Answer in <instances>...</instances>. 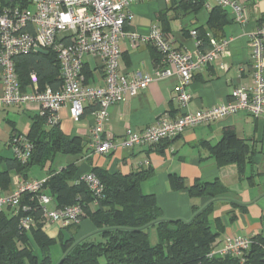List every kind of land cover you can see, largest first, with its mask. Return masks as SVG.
Listing matches in <instances>:
<instances>
[{
	"label": "crops",
	"instance_id": "0c3cea01",
	"mask_svg": "<svg viewBox=\"0 0 264 264\" xmlns=\"http://www.w3.org/2000/svg\"><path fill=\"white\" fill-rule=\"evenodd\" d=\"M183 1L143 0L131 5L132 19L125 26L127 37L120 42V71L127 75L137 72L151 74L156 68H161L170 69L172 74L157 78L135 97L112 105L103 138L122 142L128 136V131L141 132L163 116L178 117L185 111L180 107L176 96L179 76L175 66L162 65L161 60L156 63L161 53L151 41H141L133 47L129 33L136 32L140 37H149L157 27L171 35L176 49L191 53L199 51L196 39L191 35L193 29L198 31L201 41L202 31L206 33L208 42L209 38L229 40L227 52L205 65L190 82L192 99L186 108L188 111L195 112L226 103L231 100L233 89L252 83L250 67L255 48L253 33L264 22V0H250L246 3L248 17L244 23L237 22L232 11L226 8V23L222 29H215L210 25L211 11L216 6L213 0H203L196 12L184 9ZM83 72L87 86L99 87L105 84V71L99 58L86 55L83 59ZM92 107L93 104H87L79 120L72 119L69 104L58 111L57 124L61 130L71 138L83 139L82 153L64 154L72 157L58 169L53 168V162L58 154L63 153H58L45 166L33 164L28 170L18 172L10 168L8 161L15 158L12 140L19 135L27 136L35 120L42 117V110L37 103L24 107L14 106L18 112H26L29 118L22 126L17 121L6 118L9 125L3 129L5 136L0 139V175L8 173L9 179L0 181V194L9 193L21 179L47 180L52 172L61 171L70 164L78 166L75 181L92 173L95 168L123 173L152 168L154 175L143 181L141 188L143 192L156 196L165 218L189 221L195 216L197 209L212 205L211 224L214 228L222 226L220 246L225 237L230 236L250 238L260 235L264 238V117H254L240 111L210 124L188 128L177 137L152 147L119 146L110 154L103 155L89 146L95 123ZM43 128L46 131L52 129L46 124ZM228 130H235L237 136L246 140L252 149L251 161L245 164L242 172L235 163L220 164L212 154V147L223 140ZM33 166L39 169L32 171ZM172 175L182 177L186 187L197 181H218L227 190L215 196H191L185 188H174ZM46 192L50 193L48 189ZM49 207L56 209L58 205L54 200ZM91 207L94 208L95 205L92 204ZM43 228L50 237L58 238L63 232L64 238L73 237L75 240L96 230L89 217L69 230L49 222L44 223ZM153 229L158 239L157 231Z\"/></svg>",
	"mask_w": 264,
	"mask_h": 264
},
{
	"label": "built area",
	"instance_id": "2783aa9c",
	"mask_svg": "<svg viewBox=\"0 0 264 264\" xmlns=\"http://www.w3.org/2000/svg\"><path fill=\"white\" fill-rule=\"evenodd\" d=\"M140 1L143 0H30V6L23 8L19 4L3 5L0 0V108L37 103L42 116L47 117L46 125L53 127L59 121L58 111L62 107L69 104L72 119L79 120L87 104L96 105L89 146L103 155L110 154L119 146L152 147L177 137L188 128L210 124L240 111L264 117V22L253 33L252 83L233 89L230 101L195 112L186 110L192 99L190 82L205 65L227 52L229 40L209 38L208 44L201 47L203 42L198 38V31L193 29L191 35L196 39L199 51L183 52L173 46L170 34L155 27L149 37H140L136 32L128 36L133 47L141 41H151L161 53V64L175 66L179 76L176 96L185 111L178 117L163 116L141 132L128 131L122 142L103 138L112 105L135 97L157 78L172 74L170 69L161 68H156L151 74L137 72L127 75L120 71V42L127 37L125 26L132 19L130 7ZM213 1L230 9L237 22L247 20L246 3L250 0ZM41 49L56 52L62 83L56 89L49 84L41 86L38 74L32 72L28 89H25L16 71L15 57ZM86 55L102 61L105 71L103 86L85 84L83 59ZM11 147L21 162L25 163L31 157L33 144L25 135L15 137ZM78 180L85 181L97 196H101L103 186L95 174L88 173ZM45 182L38 179L19 180L9 193L0 194V211L6 207L17 211L23 195L31 193L42 207V219L47 223H57L63 228L80 224L84 215L82 206L77 203L51 209L49 206L54 199L45 191ZM24 209L31 208L27 205ZM37 222L33 215H27L21 218L20 224L29 231ZM253 237H225L221 246L213 248L209 256L232 254L244 258Z\"/></svg>",
	"mask_w": 264,
	"mask_h": 264
},
{
	"label": "trees",
	"instance_id": "16d2710c",
	"mask_svg": "<svg viewBox=\"0 0 264 264\" xmlns=\"http://www.w3.org/2000/svg\"><path fill=\"white\" fill-rule=\"evenodd\" d=\"M2 3L19 4L23 8L30 6V0H2ZM202 4L203 0H184L182 7L196 12ZM225 23L226 8L214 6L211 27L222 29ZM200 35L201 47H204L208 38L204 31ZM160 60L161 57L156 59V63ZM15 65L25 89H28L32 72L38 74L41 86L49 84L56 89L62 83L60 63L52 49L48 53H20L15 57ZM96 109L94 105L91 110ZM46 121V116L35 120L26 136L33 144L31 157L25 163L16 157L8 159L11 169L23 172L33 164L45 166L58 153H82L81 137H69L58 124L46 131L43 128ZM211 151L220 164L235 163L241 172L252 156L249 143L239 138L235 130L226 131L223 140ZM77 170L76 164H70L61 171L52 172L45 182V191L49 190L58 208L79 203L84 212L82 220L89 217L96 230L79 240L66 239L63 232L58 238L50 237L43 228L47 222L42 219V207L31 193H25L17 211L12 207L0 211V264H264V238L260 235L252 238V245L244 258L232 254L210 257L211 250L220 246L222 232V226L214 228L211 224L212 205L197 209L189 221L165 218L156 196L143 192L141 188L142 182L154 175L152 168L130 173L95 168L92 173L103 186L101 196H97L85 181L74 180ZM172 176L174 188H185L191 196H215L227 190L218 181H197L186 187L182 177ZM0 179L1 182L7 181L8 173L1 174ZM27 205L31 209L25 210ZM27 215L38 220L29 231L20 224L21 218ZM153 228L158 234L155 244L150 234ZM57 242L61 243L64 255L54 263L51 247Z\"/></svg>",
	"mask_w": 264,
	"mask_h": 264
},
{
	"label": "rangeland",
	"instance_id": "374dc122",
	"mask_svg": "<svg viewBox=\"0 0 264 264\" xmlns=\"http://www.w3.org/2000/svg\"><path fill=\"white\" fill-rule=\"evenodd\" d=\"M13 107H8L6 109L0 108V139H3L5 136V132L3 129H5V126L7 127V125H9V123L6 121V118L17 121L20 126H22L21 124L28 122L29 115L26 112L24 113V111L22 110H19L18 112L17 109ZM69 157L72 156L58 154L53 162V168H60L61 164L66 163ZM36 167L37 166H33L31 168L33 169L32 171H37V169H39ZM150 234L152 242L154 244L157 243L158 239L154 235V229L150 230ZM51 255L54 263H58L61 260L64 255V251L60 242H57L51 247Z\"/></svg>",
	"mask_w": 264,
	"mask_h": 264
},
{
	"label": "water",
	"instance_id": "95a60500",
	"mask_svg": "<svg viewBox=\"0 0 264 264\" xmlns=\"http://www.w3.org/2000/svg\"><path fill=\"white\" fill-rule=\"evenodd\" d=\"M40 51L43 52V53H48V51H45V50H42V49Z\"/></svg>",
	"mask_w": 264,
	"mask_h": 264
}]
</instances>
